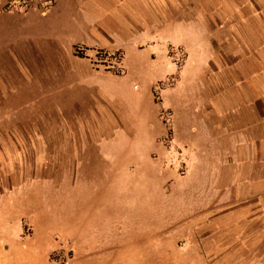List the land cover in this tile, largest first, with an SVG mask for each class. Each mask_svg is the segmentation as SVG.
Wrapping results in <instances>:
<instances>
[{
    "label": "rangeland",
    "instance_id": "rangeland-1",
    "mask_svg": "<svg viewBox=\"0 0 264 264\" xmlns=\"http://www.w3.org/2000/svg\"><path fill=\"white\" fill-rule=\"evenodd\" d=\"M54 2L2 0L3 10L13 12L0 16V58L9 60L28 45L24 52L38 60L49 44L58 45L61 54L72 45L77 54L92 56L98 70L80 81L88 96L73 98L69 110L82 109L84 120L101 128L80 130L92 133L88 150L79 145L82 136L74 141L76 147H18L27 158L37 154L42 161L32 163V169L18 168L6 179L8 184L16 181L15 174L19 180L34 172L38 178L24 195L10 194L9 186L0 184L1 208L15 196L13 209L0 208V217L12 218L0 225V264H264V226L251 222L264 217V210L243 209L238 236H208L194 224L208 212L218 216L203 207L211 173L202 162L217 141L209 139L190 102L199 86L190 81L189 51L165 44L159 50V40L137 48L131 41L147 36L140 29L126 37L112 30L102 41L84 26L89 18L83 8L77 10V0L74 7L68 0ZM23 5H33L36 16L23 18L17 12ZM68 11L73 12L67 18ZM177 30L170 34L173 40L184 36ZM114 46L123 50L114 51ZM67 65L59 79L65 74L64 87L71 92L76 71ZM32 67L36 72L41 68ZM59 93L45 100L47 115L58 114L65 105ZM192 125L198 129L190 130ZM201 135L208 139L200 140ZM62 149L71 156L66 167L58 160ZM256 228L260 234H251Z\"/></svg>",
    "mask_w": 264,
    "mask_h": 264
},
{
    "label": "crops",
    "instance_id": "crops-1",
    "mask_svg": "<svg viewBox=\"0 0 264 264\" xmlns=\"http://www.w3.org/2000/svg\"><path fill=\"white\" fill-rule=\"evenodd\" d=\"M54 1L56 5L59 0ZM70 1L74 7L76 0ZM76 5L77 10L81 7L88 15L84 26L90 31L93 28L94 35H99L102 41L108 40L112 30L126 37L140 29L147 36L131 41L137 48L145 49L159 40L162 41L159 50L165 44L189 51L190 81L196 80L199 86L190 95V102L195 105L194 114L202 121L209 139L217 141L211 149L209 146L207 159L202 162L211 173V181L204 188L208 197L203 207L218 211V216L208 212L194 224L200 225L208 236L216 232L238 236L242 232L241 211L249 209L257 214L264 210V0H81L80 4L77 0ZM21 10L17 12L23 18L35 14L33 5ZM12 12L3 10L0 0V16ZM70 12L73 11L66 13L67 18ZM177 28L184 36L173 40L170 34ZM27 46L21 47L9 60L5 59L6 62L0 58V131H16L0 132V184L9 186L6 192L17 195L27 193L29 185L38 177L34 172H27L18 180L19 175L15 174L16 181L7 184L6 179L13 177L11 172L25 166L32 169L35 166L32 163L42 161L37 154L28 153L31 158H27V153L18 147H73L77 145L74 141L82 136L84 141L79 145H85L88 150L93 146L92 133L89 136L80 130L101 128L84 120L82 109L75 113L69 110L73 98L88 96L80 90V81L93 77L98 70L93 57L77 54L72 45H66L61 54L58 45L49 44L36 60L35 56L24 52L29 51ZM120 49L123 50L114 46L113 50ZM62 64L76 71L74 82H70L71 92L64 87L65 74L61 82L59 79ZM165 65L174 67L169 62ZM32 66L41 67L40 71L36 72ZM56 90L67 101L65 105L60 104L58 114L51 115L47 111V115L43 110L45 100ZM10 114L21 117L10 120ZM196 129L195 125L190 126V130ZM205 138L201 135L200 140ZM62 151L58 160L65 162L66 167L71 156L66 150ZM201 151L204 153L203 149ZM21 161L23 164L18 165ZM79 162H82L81 156ZM66 169L62 168V173ZM243 200H246L244 204ZM9 202L8 206L0 208L9 212L15 196L10 197ZM16 216L24 218L23 214ZM8 219L12 218L1 216L0 225L8 224ZM251 222L264 226V217L252 218ZM252 233L260 234V230L256 228Z\"/></svg>",
    "mask_w": 264,
    "mask_h": 264
}]
</instances>
